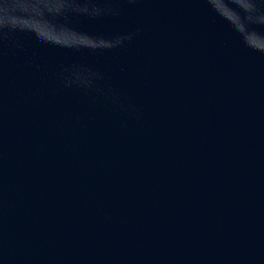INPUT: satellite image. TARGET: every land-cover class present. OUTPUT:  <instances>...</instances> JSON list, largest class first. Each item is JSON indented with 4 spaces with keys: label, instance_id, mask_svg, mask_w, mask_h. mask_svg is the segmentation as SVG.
<instances>
[{
    "label": "water",
    "instance_id": "95a60500",
    "mask_svg": "<svg viewBox=\"0 0 264 264\" xmlns=\"http://www.w3.org/2000/svg\"><path fill=\"white\" fill-rule=\"evenodd\" d=\"M0 264H264V0H0Z\"/></svg>",
    "mask_w": 264,
    "mask_h": 264
}]
</instances>
